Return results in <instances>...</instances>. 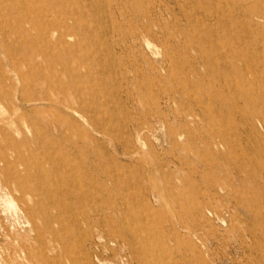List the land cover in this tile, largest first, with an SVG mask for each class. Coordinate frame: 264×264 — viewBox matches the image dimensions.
<instances>
[{
    "label": "rangeland",
    "instance_id": "obj_1",
    "mask_svg": "<svg viewBox=\"0 0 264 264\" xmlns=\"http://www.w3.org/2000/svg\"><path fill=\"white\" fill-rule=\"evenodd\" d=\"M0 264H264V0H0Z\"/></svg>",
    "mask_w": 264,
    "mask_h": 264
},
{
    "label": "bare ground",
    "instance_id": "obj_2",
    "mask_svg": "<svg viewBox=\"0 0 264 264\" xmlns=\"http://www.w3.org/2000/svg\"><path fill=\"white\" fill-rule=\"evenodd\" d=\"M27 3V2H26ZM34 6V5H33ZM23 7V6H22ZM92 7V6H91ZM93 9V8H92ZM94 9H96V7L94 6ZM51 30V29H50ZM53 30H54V28H53ZM47 33H49L50 34V31H48ZM99 56V55H98ZM6 174V173H5ZM51 200V199H50ZM55 201V200H54Z\"/></svg>",
    "mask_w": 264,
    "mask_h": 264
}]
</instances>
